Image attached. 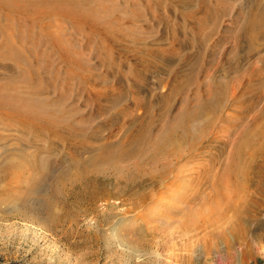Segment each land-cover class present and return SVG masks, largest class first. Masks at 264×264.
Here are the masks:
<instances>
[{
  "label": "rangeland",
  "instance_id": "1",
  "mask_svg": "<svg viewBox=\"0 0 264 264\" xmlns=\"http://www.w3.org/2000/svg\"><path fill=\"white\" fill-rule=\"evenodd\" d=\"M0 1V54L21 56L0 58V83L33 93L54 130L0 109V264H264L255 185L237 209L240 234L199 225L206 171L264 129V22L246 28L264 0H84L99 24L9 14L12 0ZM218 84L216 112L202 113ZM190 110L193 131L168 146L161 181L138 156L95 161L141 132L151 142Z\"/></svg>",
  "mask_w": 264,
  "mask_h": 264
},
{
  "label": "bare ground",
  "instance_id": "2",
  "mask_svg": "<svg viewBox=\"0 0 264 264\" xmlns=\"http://www.w3.org/2000/svg\"><path fill=\"white\" fill-rule=\"evenodd\" d=\"M4 4H5L4 2L0 1V5L3 6ZM261 7L262 8L259 11H257V13H254L249 17L247 26H246L247 30L248 29L258 30L262 22H264V2L261 5ZM6 10H7V13L9 14L11 12H14L17 15H21V16L25 15V17L27 16L30 18H35L39 16L44 17L47 15L54 14L53 16L61 15L62 17H66V18H74L78 20L82 19L84 21L86 20L87 22L92 23V24L100 23V19L98 17L99 12L97 11L98 9L91 7L84 0H12L11 5L8 8H6ZM9 16L10 15L5 14L6 18ZM2 45H4L5 47L10 46V44L7 43L6 41H4ZM18 53L19 52L12 53V50H11V53H9L8 55L7 53H5L6 55L0 54V58L1 59L2 58H6V59L14 58V60H17L16 58H18L19 56ZM20 57L21 56H19V60H20ZM222 86L223 85L221 84L214 85L213 92H212L213 96L211 98V101L209 103L203 104V107L201 106L202 113L211 111L213 114L214 111L216 112L218 108L217 106H218L219 95L222 97L221 95L222 92L221 93L220 92L215 93V92L216 90L221 91ZM16 88H19V86L13 80H8L6 83H0V109H3L2 110L3 112L6 111V113L10 115L15 114V115L24 116V118L29 119L36 124L45 126L47 129H49V126H50V128L53 130V128L51 127V124L53 123V121L51 120L52 119L51 114H49L47 111L45 112L41 108V104L31 99V94L33 93H30V91H23V92L14 91L16 90ZM5 104H7V106H5ZM36 107H39L37 108L38 110L36 109ZM197 115H198L197 112L192 113L190 110V112L185 111V113H183L182 116L180 113V117L175 116L177 117L176 119L178 121L173 126L171 124V126L168 127L167 130L165 131L163 130L162 134L160 133L159 135L156 134L157 136L155 135L156 137L154 136L151 142L149 141L150 144L145 139L147 134L143 136L141 132V134L137 133L138 135H136V137L133 139V143H132L133 148L129 150L124 149L125 147L123 148V144L121 143L122 141L120 142V145L118 146V150H115L112 145H106L105 148H103L102 151L100 152V155L96 158V160L95 159L94 160L96 162L109 163L112 161L113 163H120V162H124V160L128 158L138 156L137 158L139 162L136 163L137 166L138 165L140 166L141 165L140 163H147L149 166L148 167L149 170L147 169L146 175L147 174L151 175L155 177L157 181H161L162 177L165 175V172H167L166 170L168 169V165H169L167 162L168 160L166 158L167 154L170 155L168 151L169 147L173 144L176 145V143H178L179 141L184 140L188 136V134L193 131L192 130L193 127H190V121L198 117ZM210 118H209V121H210ZM176 119L174 118L175 121ZM205 124H207V122ZM210 125H211V121H210ZM210 125H208V127ZM204 126L205 125L201 127L207 128V125L206 127ZM254 131L255 133H254V136L252 137L253 135L252 133ZM254 131L252 132L249 130L247 132H244V134L236 141L237 143L233 141L234 146L228 156L229 157V159L227 160L228 162L227 163L225 162L226 164L224 165L223 168H221L222 170H220L219 173L218 171L217 173H212V172L210 173L211 170L209 169L210 171H206V172H209V174L207 173L204 174L206 179H208L209 177V181L211 180L213 181V184L211 185L212 187L210 186L211 190L208 196L200 200V201H203L205 207L204 205L202 206L204 207L203 208L204 210H203L201 219L199 218V220L201 221L199 225H202V228H206V229L208 228L209 229L208 233H210L213 236L224 237L225 232L227 231L228 232L231 231L232 233L235 234L236 232L235 230H238V228L242 226L241 220L243 219H242V216L240 215L241 213H239L237 209L239 206H242L244 203L246 204L250 203L247 201H248V198L252 196V195L249 196L248 194H247L248 196H245L246 193H244L243 191L245 190L246 185L248 187L249 185L251 186L255 185L254 186L255 190H257L258 192L264 193V186H262L263 184L261 183V180H263V177H264V129L263 128L256 129V126H255ZM249 135L251 136V138L249 137ZM145 141H147L146 145L144 144ZM180 143L181 142H179V144ZM244 146L245 147L251 146V147L250 149H248L249 147L246 148V150L248 149L249 151L247 153L245 151L246 155L242 159L241 155H242V149ZM175 147H177V145ZM257 157L261 159L260 163H257ZM165 158L167 161L165 160ZM41 169L43 168L41 167ZM158 177L160 178L159 180H158ZM238 191L240 193L242 191L244 195L238 193ZM243 207L244 206H242V208ZM239 209L241 210V208ZM199 210H201V208ZM197 223L198 221L196 223H193V225L195 224L197 226ZM237 234H240V233H237ZM241 237H244V236H241ZM255 239H257V237Z\"/></svg>",
  "mask_w": 264,
  "mask_h": 264
}]
</instances>
